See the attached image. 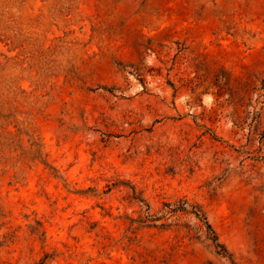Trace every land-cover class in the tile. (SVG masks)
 <instances>
[{
    "label": "rangeland",
    "instance_id": "1",
    "mask_svg": "<svg viewBox=\"0 0 264 264\" xmlns=\"http://www.w3.org/2000/svg\"><path fill=\"white\" fill-rule=\"evenodd\" d=\"M264 264V0H0V264Z\"/></svg>",
    "mask_w": 264,
    "mask_h": 264
},
{
    "label": "trees",
    "instance_id": "2",
    "mask_svg": "<svg viewBox=\"0 0 264 264\" xmlns=\"http://www.w3.org/2000/svg\"><path fill=\"white\" fill-rule=\"evenodd\" d=\"M136 200L147 206L145 213L139 221L141 225L167 228L171 225L170 221H179L183 216H192L195 224L194 227H191V230L194 231L196 238L208 241L218 255L229 258L231 263L234 264L232 255L226 246L220 242L218 234L201 205L191 203L188 199L182 198L175 202H165L160 212L152 213L151 206L144 199L136 197Z\"/></svg>",
    "mask_w": 264,
    "mask_h": 264
}]
</instances>
